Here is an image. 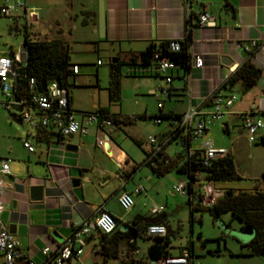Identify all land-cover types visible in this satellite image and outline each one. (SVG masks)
Instances as JSON below:
<instances>
[{
    "label": "crops",
    "instance_id": "obj_1",
    "mask_svg": "<svg viewBox=\"0 0 264 264\" xmlns=\"http://www.w3.org/2000/svg\"><path fill=\"white\" fill-rule=\"evenodd\" d=\"M24 1L27 9L37 10L38 21L41 20L44 24L49 22L48 7L52 5L56 7L57 15L53 14L54 31L48 37H55L54 33L58 31L57 36L64 40L68 52L72 49L66 37L73 42L81 39L90 42L95 51L106 54L108 66L116 60L127 61L133 55L145 51L150 45L158 46L162 42L180 41L185 36L187 16L185 0H103L105 20L103 38L98 36L99 0ZM204 4L207 6V13L215 18V24L213 27L193 29L190 46L191 64L193 56L200 55L203 65L201 68L192 67L188 72L182 69L174 71L171 93L163 98L160 111L163 114L174 115H182L191 109L207 112L209 107L206 102L210 96L247 60L249 52L254 50L251 63L261 71V77L245 93H241L239 85L234 86L232 92L237 95V100L221 121L222 131L228 135L230 126L232 129L239 125V114L255 109L257 115L264 120V0H204ZM201 5L193 3L192 13L197 14L201 11L203 9ZM43 8L44 12L41 15ZM82 29L87 31L83 38L78 34ZM252 42H255L257 48L251 47ZM223 57L231 62L230 66L221 63ZM96 64L101 66L102 62L98 60ZM76 65L78 73L69 74L68 77L72 78L73 85L79 87L82 86L81 75L79 65ZM122 78L130 79L135 98L148 97L147 99L154 104V110L150 111L145 105L142 113L123 114L119 111L116 114L108 109L109 113L146 117L158 114L157 97L152 95V92L163 85L161 78L146 76ZM185 88L188 91H184ZM120 93L121 90L119 100ZM68 95L72 109L70 87ZM101 108L106 107L94 104L91 111ZM79 110L81 111H73L91 112L80 105ZM10 120L11 122L6 120L0 122V166L2 161L8 163V173L0 174L3 186L1 220L8 229L13 230L12 234L26 258L36 264H42L45 260L41 253L43 248H55L60 245L69 238L76 226L94 220L100 208L117 219L119 230L124 224L130 226L136 215L156 217L149 214L150 207L155 204L149 192L154 190V194H159V185L153 181L161 179L166 173L152 172L150 167L142 165L145 153L150 150L146 143L147 137L144 142L136 141L139 145L134 142L142 153L140 157L130 146L115 147L111 137L108 141L106 134L94 127L90 128L86 136H71L61 141L46 142L37 139L38 133L29 127L25 131H20L12 122L22 127L23 124L12 117ZM151 122L157 125L160 132L156 133V129V132L147 136H154L158 141L165 140L169 133V121L162 120L158 124ZM214 127L215 125H212L202 139H207L211 133L218 131ZM117 128L118 126H115L113 130L116 132ZM234 135V138L228 140L229 145L226 143V147L219 144L220 141H210L214 147L226 149L234 158L242 145L248 144L241 134ZM24 138L31 141L33 152H28L22 147ZM97 138L105 140L109 151L96 145ZM67 145L75 146L76 149L68 150ZM167 149L168 146L164 152L176 161L175 148L171 154ZM257 154V161L261 163L259 172L262 175L264 157L260 156V151ZM178 180L170 185L171 196L179 195L172 190V186ZM150 183L154 184L153 189L149 188ZM137 185L143 190L140 194L133 195L134 207L127 213L122 212L117 204L118 195L122 191L132 193ZM36 187L41 188L39 200H35L31 192L32 188ZM217 187L222 190L228 189L221 187L220 184ZM162 214L165 226L169 227L165 210ZM189 246L180 247L178 254ZM137 247L136 242V250L128 258L121 254L116 260L103 262L101 256L96 253L99 249V240L95 239L89 241L82 256L71 259L66 264H131L136 258L147 256V253H138ZM190 247L193 252V242Z\"/></svg>",
    "mask_w": 264,
    "mask_h": 264
},
{
    "label": "built area",
    "instance_id": "obj_2",
    "mask_svg": "<svg viewBox=\"0 0 264 264\" xmlns=\"http://www.w3.org/2000/svg\"><path fill=\"white\" fill-rule=\"evenodd\" d=\"M202 4V10L193 14L192 4ZM186 21L190 18L192 28L213 27L215 18L207 13V6L204 0H185ZM191 16V17H190ZM0 17L8 18L14 25L11 31L17 32V23H23V27H29L39 20L36 9H27L24 0H0ZM11 25V26H12ZM181 41V40H180ZM179 41H169L171 51L179 50ZM252 42L251 47H255ZM190 52V51H189ZM192 67L201 68L203 65L200 55L193 56ZM27 51L23 41L20 51H0V101L1 107L6 110L12 118L27 126L34 132L47 130L53 134V140L61 141L71 136H86L91 127L106 134L115 127L113 120L105 114L98 112L76 113L70 108L68 88L60 85L55 80L46 81L45 91H41L40 85L35 78L29 77L26 72ZM180 69L172 60L167 57L154 55L152 64L146 67H135L128 70L129 73L146 77H159L163 85L157 87L152 95L157 97L158 108L163 106V98L170 95V86L174 80V71ZM189 69V70H190ZM67 71L71 75L78 73V66L71 64ZM188 72V71H187ZM39 87V88H38ZM184 91H188L185 88ZM211 102L207 112L198 109L188 110L180 115L178 120L169 121V133L165 140L158 141L154 136H147L146 143L150 150L146 152L142 165L168 166L171 164V157L164 149L166 146L175 145V156L179 154L183 159L193 156L197 163L203 168H208L212 161L224 158L228 151L224 148L214 147L212 142L204 138L207 130L215 123H221L222 118L229 112V108L237 100V95L232 90L215 91L210 96ZM239 125L234 126L231 132L241 134L250 145L261 144L264 140V120L255 111L249 110L239 114ZM155 120L154 123H160ZM201 140L197 147H193V141ZM96 145L104 148L105 140L97 138ZM22 147L28 152H33L34 147L28 138L22 140ZM8 173L7 161H2L0 174ZM194 180L200 190L199 205L204 208L212 207L215 202L223 196L224 191L216 186L211 180H204L199 172L194 173ZM189 180L181 177L173 186L174 193L180 196L187 195V184ZM142 187L137 185L132 193L120 192L117 197L118 207L122 212L127 213L134 207L133 195L140 194ZM3 186L0 181V264H36L26 258L19 249V243L13 234L1 220L3 211L2 204ZM164 212L163 206L152 205L149 214L158 216ZM117 219L101 208L92 221H86L76 226L72 234L55 248L45 247L42 255L45 260L42 264H66L71 259H78L83 255L84 250L91 240H99L102 235H110L117 228ZM145 237L165 238L167 227L163 223L151 224L144 232ZM124 264V263H116ZM131 264H194L193 256L188 247L183 248L176 256L170 255L160 258L140 257L133 260Z\"/></svg>",
    "mask_w": 264,
    "mask_h": 264
},
{
    "label": "rangeland",
    "instance_id": "obj_3",
    "mask_svg": "<svg viewBox=\"0 0 264 264\" xmlns=\"http://www.w3.org/2000/svg\"><path fill=\"white\" fill-rule=\"evenodd\" d=\"M55 8L53 5L48 7L50 13L48 15V23L44 24L40 20L26 28L30 37L39 41H51L58 38V31H55V35L53 34L55 37H48L54 31L53 21H55V17L53 14L57 15V9ZM43 12L44 8L41 15ZM17 24L19 30L17 32L11 31V20L0 17V51H20V45L23 40V23ZM85 32L87 31L82 29L78 34L83 38ZM66 41L72 49L69 52L68 63L79 65L82 83V86L78 87L73 85L71 77L67 78L70 85V98L73 110L81 111L79 110L80 105L91 111L94 104L105 106L110 112L116 114L119 111L123 114L142 113L141 111H143L145 105L149 107L150 111L154 110V104L150 99H147L148 97L139 96L137 99L135 98L132 81L128 78L120 80V100L117 102L109 101V63L106 59V54L95 51L93 44L83 39L73 42L66 37ZM98 60L102 62L101 66L96 64ZM0 101H2L1 95ZM168 104L169 102H167ZM2 120L11 122L8 112L0 105V122ZM12 123L20 131H25L28 128L25 123L23 127L14 122ZM214 125L218 131L211 133L207 140L220 141L219 144L226 147V143L229 145L228 140L234 138L235 132H231L230 126V135H227L223 133L221 123H215ZM154 132L159 133L160 129L158 130L157 125H154L150 120L146 122L144 120H136L129 125L120 124L117 131L111 135V140L115 147L130 146L137 153V156L141 157L142 153L134 142H144L147 135ZM200 142L201 140L193 141V147H197ZM174 148L175 145H168V153L171 154ZM258 151H260V156L264 157V144L248 145L245 143L242 145L240 152L234 155L233 158L241 180L228 181L221 183L220 186L244 193L263 192L264 183L260 179L262 175L259 172L261 163L257 161ZM178 178L181 177L177 175L176 171L170 170L161 179H154L153 181L159 185V194H154V190L149 192L153 196V202L158 206L164 207L166 220L171 230L169 232L170 235H168L169 252L176 256L180 247L189 245L190 241H192L195 256L194 264H264V256H238L240 253L249 252V248L245 245L251 241L253 236L248 237V235L244 234L247 227H244L242 222L232 218L227 212H223L217 217H213L208 212L194 211L190 213L185 196H171L169 193L170 185ZM153 187L154 184L150 183L149 188L153 189ZM150 243V240L138 239V253L145 254ZM209 251L213 253L210 254L208 253ZM230 254L236 256H231Z\"/></svg>",
    "mask_w": 264,
    "mask_h": 264
},
{
    "label": "trees",
    "instance_id": "obj_4",
    "mask_svg": "<svg viewBox=\"0 0 264 264\" xmlns=\"http://www.w3.org/2000/svg\"><path fill=\"white\" fill-rule=\"evenodd\" d=\"M191 17V16H190ZM14 25L10 26L12 30ZM190 18L186 21L185 36L179 41V50L171 51L169 48V42H162L158 46L150 45L145 51L138 55H133L127 61L116 60L111 63L109 73V101H119L120 92V79L124 76L140 77L134 73H129L128 70L135 67H146L152 64L154 55L159 57H167L172 60L180 69L185 72L190 69V46L192 41V28ZM19 29H17L18 31ZM23 44L27 51V66L26 72L29 77L35 78L39 84L40 80L44 77L46 81L55 80L60 85H64L67 88L70 87L67 78L69 73L67 68L69 65V52L65 42L61 38L51 41H39L30 37L29 32L26 31V27L23 28ZM257 48V45L256 47ZM254 50L249 52L247 60L238 68H236L224 81V83L217 89L233 90L235 85L240 86L241 93L247 92L251 89L261 77V71L251 63V57ZM63 66L64 71L60 72L56 68ZM39 88V87H38ZM211 99L206 102L208 107L210 106ZM70 103V100H69ZM101 114H105L113 120L115 126L120 124H132L136 120H178L180 115L163 114L160 109L158 114L148 116L145 115H133V116H120L110 114L107 108H101L97 111ZM10 117L12 115L9 114ZM225 131V130H224ZM37 139L44 141L53 140V134L47 130L37 131ZM139 145L138 142H136ZM264 144V140L262 141ZM146 155V153H145ZM177 160L171 159V164L168 166L158 165L153 167L149 164L145 165L151 168L152 172L159 171V173H167L170 170H175L180 177H186L189 180L187 184V203L189 205L190 213L194 211L208 212L213 217L219 216L223 212L229 213L232 218H235L243 223L244 227H247L253 231V237L251 241L245 246L249 248L248 253H241L238 256H264V191L256 193H244L240 191H233L231 189L223 190V196L218 199L215 204L210 208L201 207L198 203L200 197V190L194 180V173L199 172L204 180L213 181L216 186L228 181H239L241 177L237 173V169L234 165V160L230 154L224 158L212 161L208 168L200 166L193 156H187L183 159L182 155L176 156ZM179 159V160H178ZM261 181L264 183V173L261 176ZM194 203V204H193ZM159 216V215H158ZM161 216H164L161 214ZM155 217L136 215L130 226L124 224L127 231L121 232L117 228L110 235H102L99 238V254L106 262L108 260H116L121 254L125 258H128L136 250V242L138 239L150 240L152 243L147 248V256L149 258H160L170 256L169 248V232L171 230L167 227V236L165 238H147L144 235L147 227L152 224ZM159 223H165L160 221ZM192 241L189 245L191 246ZM188 247L191 255L193 252L191 247ZM187 248V247H186ZM217 252V251H214ZM212 254L213 252L209 251ZM231 256H236L230 254ZM195 257V256H193Z\"/></svg>",
    "mask_w": 264,
    "mask_h": 264
},
{
    "label": "water",
    "instance_id": "obj_5",
    "mask_svg": "<svg viewBox=\"0 0 264 264\" xmlns=\"http://www.w3.org/2000/svg\"><path fill=\"white\" fill-rule=\"evenodd\" d=\"M225 8L227 6H224ZM97 23H98V36L100 38H103L105 36V20H104V3H103V0H99L98 1V8H97ZM221 63L225 66H230L231 65V62L223 57L221 58ZM58 71L60 72H63L64 71V67L63 66H60L58 68H56ZM40 89L41 91H45V86H46V80L45 78L43 77L41 80H40ZM115 131L113 129L107 131L106 133V139L109 141L110 140V137L111 135L114 133ZM105 150L106 151H109V147L107 145V143L105 144L104 146ZM67 149L68 150H75V146H71V145H67ZM33 193V198L35 200H39L41 198V188L40 187H36V188H32V191ZM163 220V216L159 215V216H156L154 221L152 222V224H157L159 223L160 221ZM120 231H126V228L125 227H122L120 228ZM9 232L10 233H13V230H11V228H9ZM244 234L251 236L253 235V231L249 228H247V230L244 231ZM253 237V236H252Z\"/></svg>",
    "mask_w": 264,
    "mask_h": 264
}]
</instances>
